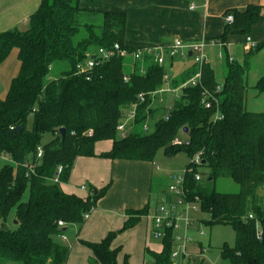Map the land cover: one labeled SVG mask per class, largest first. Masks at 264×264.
Segmentation results:
<instances>
[{
    "label": "trees",
    "instance_id": "obj_1",
    "mask_svg": "<svg viewBox=\"0 0 264 264\" xmlns=\"http://www.w3.org/2000/svg\"><path fill=\"white\" fill-rule=\"evenodd\" d=\"M97 1L41 0L26 31L0 34V64L17 49L21 65L6 98H0V155L18 166L14 171L6 164L0 171V258L18 264H69L71 249L61 240L64 229L82 226L111 184L99 191L93 188L89 197L81 198L65 193L52 180L63 167L60 180L67 183L77 158L97 157L96 143L113 141L112 150L99 157L154 162L161 150L168 156L185 152L192 159L202 154L201 167L208 169V181L215 184L229 178L239 191L221 193L202 186V176L196 180L199 168L190 164L185 173L188 199L199 200L201 211L209 215V226H230L235 231V245L222 246V258L228 264H264V114L250 113L246 106V75L264 46L250 50L243 66L224 53L221 75L209 64L195 63L178 77L170 76L171 87L177 90L202 71L201 85L182 89L167 114L157 119L153 95L167 83L168 70L152 56L134 61L130 72L118 54L104 62L96 57L89 75L79 73L78 66L85 65L98 49L112 51L119 46L129 53L137 49L126 43L125 13L83 6ZM229 15L234 22L227 25L222 42L233 34L250 36L263 19L261 9L254 6ZM256 89L264 92V77ZM205 91L215 98L212 109L203 105ZM139 94L146 99L139 105L134 128L120 138L118 126ZM217 113L221 120H216ZM148 121L154 122V129L147 132ZM61 129L67 131L65 139ZM181 133L187 139L175 145ZM46 134L53 139L43 144ZM39 148L43 149L40 160ZM26 163L34 165L33 173L24 168ZM27 192L29 200L24 202ZM155 207L149 204L142 211L129 212L121 232L133 228ZM60 222L66 226L60 227ZM117 235L111 233L100 243L83 242L93 252L91 264H118L119 250L112 249ZM173 235L169 231L162 240L161 253L147 251L152 259L148 264H175Z\"/></svg>",
    "mask_w": 264,
    "mask_h": 264
},
{
    "label": "crops",
    "instance_id": "obj_2",
    "mask_svg": "<svg viewBox=\"0 0 264 264\" xmlns=\"http://www.w3.org/2000/svg\"><path fill=\"white\" fill-rule=\"evenodd\" d=\"M83 6L90 10L125 13L128 17L126 43L134 48L165 46L176 39L224 44L223 47L207 49L209 65L219 75L222 74L224 53L243 66L250 51L246 48L247 35L233 34L225 42L221 41L230 12H245L250 6L259 7L263 19L253 26L249 37L257 46H264V0H98L95 3H84ZM31 16L24 21L22 29H16L13 25L0 34L13 30L26 31ZM18 56L19 51L14 49L0 64V85L4 89L1 99L6 98L13 79L20 72ZM188 62L185 58L171 60L170 70H181V75L191 67L187 65ZM250 64L246 75L247 110L254 114H264V92L260 93L256 89L264 77V48L256 53ZM170 70L168 74L171 76ZM219 80L222 85L223 81ZM178 94L180 91L175 96ZM112 148L113 141L96 143L97 157L77 158L69 181L61 185L65 193L87 198L93 188L99 191L111 184L109 191L97 202L96 209L82 226L67 227L64 245L71 249L69 264H91L93 252L83 242L100 243L111 233H118L112 242V249L119 250L118 264H148L152 259L147 251L161 253L164 249L162 240L153 236L152 215L155 209L142 217L133 228L121 232L129 219V212L142 211L149 204L151 207L156 206L166 192L160 191L155 201L153 184L158 172L155 162L113 161L99 157L109 153ZM83 185L88 188L85 192L80 189ZM152 203H155L154 206ZM201 227L198 224L192 230L201 232ZM200 237L194 238L197 242L190 247V257L180 258L175 264H208L205 258L211 250L212 241L206 235ZM205 237L208 238L207 243Z\"/></svg>",
    "mask_w": 264,
    "mask_h": 264
},
{
    "label": "built area",
    "instance_id": "obj_3",
    "mask_svg": "<svg viewBox=\"0 0 264 264\" xmlns=\"http://www.w3.org/2000/svg\"><path fill=\"white\" fill-rule=\"evenodd\" d=\"M226 21L228 24H232L234 22V17L232 15L227 16ZM220 46L223 47L224 44L216 41H207L200 40L195 42H185L180 39L174 40L172 43L165 46L158 47H141L137 48L134 52L129 53L127 50H121L119 46L115 47V50L109 51L106 49H98L93 57L87 61L85 65L80 64L78 66V71L80 74L87 75L90 70L95 68L96 62L95 58L98 57L102 62L109 61L113 57L120 56L122 58L131 57L135 62L141 60L145 55L152 56L156 64L160 67H165L167 64V59H178V58H187L191 54V58L194 60L196 64L199 66H204L209 64L207 49L209 47ZM257 47V44L252 40L251 37H247L246 40V48L247 50H252ZM222 57L223 54H220ZM89 75V74H88ZM125 81L129 80V77L124 78ZM165 81L167 83L170 82L171 78L169 74L165 75ZM202 80V71L200 70L190 81L184 84L180 89L173 90L174 94L177 92H181L182 89L193 86L196 87L201 85ZM220 90V88H218ZM160 92V91H159ZM155 93L153 95V99L159 93ZM146 96L145 94H139L138 102L132 104L129 108L126 109L124 113L123 121L118 126V133L120 138H125L127 134L134 128L135 120L137 118L139 105L145 102ZM215 98L208 91L203 93V105L206 109H212L214 106ZM171 109V108H170ZM223 117L217 113L216 120H221ZM145 131H149L148 122L144 126ZM91 131L89 135H92ZM175 145H182L183 143L177 139L174 141ZM43 155V149H38L37 159L40 160ZM191 164L195 167H201L202 164V154H196L192 159ZM24 168L27 169L28 173L34 172V165L31 163H26ZM191 171V170H190ZM64 172L63 167H59L57 169V173L55 178L52 180L55 184H59L60 186L63 184L60 180L61 175ZM186 173V172H185ZM196 180H201V175H196ZM186 180L185 174L184 176H179V178H173L168 186L166 192L163 193V197L157 203L154 208L155 211L152 215V223H153V236L156 239L163 240L169 231H173V239H174V248L172 253V260L174 263L180 258L190 257V244L194 243V240L190 237L189 232L191 229L196 227L199 221L195 220L191 217V213L200 212V203L199 200L196 199L194 201H190L188 199V191L186 189ZM82 191H87L86 186H81ZM90 217V214L85 216V220ZM253 217L250 216V219ZM60 227H65L66 225L63 222L59 223ZM184 226L185 236L181 237L177 235L175 232L180 230L181 227ZM200 235L204 237L206 234L204 232H200ZM61 240L64 242L66 240L65 236H61Z\"/></svg>",
    "mask_w": 264,
    "mask_h": 264
},
{
    "label": "rangeland",
    "instance_id": "obj_4",
    "mask_svg": "<svg viewBox=\"0 0 264 264\" xmlns=\"http://www.w3.org/2000/svg\"><path fill=\"white\" fill-rule=\"evenodd\" d=\"M41 0H0V33L7 31L11 26L17 27L16 29H22L24 21L28 20L29 17L38 9ZM172 59H167V64L165 68L169 71ZM175 60V59H174ZM134 60L131 57H126L124 60V66L126 71L130 72L133 68ZM187 65L194 66L195 62L192 59H189ZM179 66V65H178ZM180 69V67H179ZM181 73V70L178 69L176 71L170 70V74L173 78L178 77ZM4 89L0 85V96L3 95ZM175 94L171 87L170 82L166 83L162 90L155 96L153 99V109L154 116L159 119L164 114H167L168 110H170L172 103L174 101ZM148 126L150 131L154 128V122L148 121ZM52 134H46L43 137L42 143L47 144L52 141ZM178 139L184 143L187 139V136L184 133H181ZM156 164V168L158 172L156 173L154 184H153V197L155 201H157V196L160 191H165L168 189L170 181L173 178H179V176H184L186 172V168L191 164L192 157L185 153L181 152L177 155H166L164 150L158 152L154 160ZM8 164L11 166L14 171H18V166L14 163H11L10 160L4 156L0 155V171L4 167V165ZM198 172L202 176V186H212L217 189L218 192L221 193H237L239 191V186L233 182V180L219 179L215 184L208 181V169L206 167H199ZM29 200V192H27L24 196L23 201L27 202ZM15 213L11 215L10 224L14 223ZM191 217L195 220L199 221L202 227L201 232H204L207 237L211 238L212 246L209 254L206 256V261L208 264H228L222 258V246L224 244H228L230 247L235 245L236 234L232 227L230 226H215L211 227L208 225V221L210 220L209 215L204 212H192ZM192 230V229H191ZM190 230V231H191ZM177 235L184 237L185 230L184 226L181 227L180 230L175 232ZM190 237L195 241L194 238L200 237V232L196 230H192L189 232ZM204 241V239H202ZM208 238L205 237V243H207ZM192 244H190V247ZM0 264H18L13 263L9 260L0 258Z\"/></svg>",
    "mask_w": 264,
    "mask_h": 264
},
{
    "label": "water",
    "instance_id": "obj_5",
    "mask_svg": "<svg viewBox=\"0 0 264 264\" xmlns=\"http://www.w3.org/2000/svg\"><path fill=\"white\" fill-rule=\"evenodd\" d=\"M189 56L191 57V54H190ZM184 133L187 134V133H188V130L185 129V130H184ZM60 134H61V136H62V139H65V137H66V135H67V131H66V129H61V130H60ZM154 204H155V203H152V206H154ZM15 224H16V222H15ZM5 229L8 230L9 228L6 227ZM66 231H67V228L64 229V232H66Z\"/></svg>",
    "mask_w": 264,
    "mask_h": 264
}]
</instances>
